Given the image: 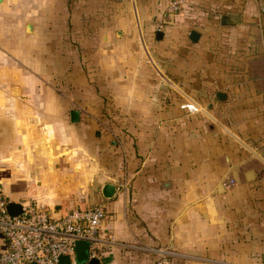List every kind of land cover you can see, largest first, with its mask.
Masks as SVG:
<instances>
[{
	"label": "crops",
	"instance_id": "obj_1",
	"mask_svg": "<svg viewBox=\"0 0 264 264\" xmlns=\"http://www.w3.org/2000/svg\"><path fill=\"white\" fill-rule=\"evenodd\" d=\"M29 1L40 9L45 2ZM48 1L54 16L58 0ZM169 1L64 0L72 24L66 31L68 83L78 79L89 89L96 81L98 88L79 96L45 90L37 75L25 86L29 73L24 72L33 68L24 67L23 27L15 28L16 57L3 60L14 29L0 23V190L10 201L41 203L53 216L101 204L108 215L102 229L114 237L102 264H153L167 257L169 264H182L195 258L198 251L183 248L191 223L200 225L201 205L213 202L220 212L231 210L236 194L249 196L256 168L264 164V152L241 139L247 154L223 148L222 133L234 134L217 120L233 110L264 111L253 105L264 101V0H186L166 22ZM8 2L0 3V20L7 18ZM229 12L240 14V23L222 26L220 16ZM195 27L202 29L196 42L189 39ZM224 65L234 74L222 75ZM78 67H93L96 80L90 73L78 78ZM13 85L19 95L11 93ZM222 90L226 101L216 97ZM75 98L81 106L74 105ZM93 99H99L97 106ZM190 102L204 108L209 120L201 122L203 114ZM72 109L80 112L76 123L70 121ZM113 114L121 120L108 124L105 119ZM206 146L210 154L203 155ZM75 151L82 159L73 157ZM228 177L234 184L224 186ZM107 182L116 185L111 200L101 195ZM6 248L0 233V253Z\"/></svg>",
	"mask_w": 264,
	"mask_h": 264
},
{
	"label": "rangeland",
	"instance_id": "obj_2",
	"mask_svg": "<svg viewBox=\"0 0 264 264\" xmlns=\"http://www.w3.org/2000/svg\"><path fill=\"white\" fill-rule=\"evenodd\" d=\"M17 2H19V7H15L16 1L9 0L7 7L3 9L5 10L4 12L7 18L0 20V23H2L1 27H8L7 30L14 29V32L8 34L7 44L4 46L6 53L4 52L1 55L3 60L10 59V57L14 56L16 57L15 49H17V42L15 41V28L18 25L19 27L22 26L25 38L24 67L26 70L33 68L28 72H24L29 73L28 77L24 78L25 86H30L33 82L34 75H37L39 80L42 81L39 82V86L45 90L54 91L58 96L61 94L65 96L68 94L67 92H72L73 96L75 94L79 96L80 92L83 91L82 93H84V91L89 89L96 91L98 89L96 81L87 84L89 89H84V84L78 79H74V83L73 79L72 83H68L70 77L67 74L70 69L67 65L66 45L69 42L66 31L67 27L72 26V24L70 23V19H66L71 9L69 6H67L68 8L66 7L64 0L57 1V14H54V16H51L50 12V10H53L52 5L54 4L48 0H45L41 9L39 7L40 4H35L29 0H17ZM78 22V26H80L81 20H78ZM12 38L14 39V43L11 42ZM75 42L76 37H74ZM75 54V56H78V53ZM20 63L22 64V61ZM20 63L19 65H21ZM261 63L263 65L260 69L264 72V61ZM237 65H240V59ZM19 69H22V66H19ZM78 70L79 75H76L78 78L80 77L84 80V76L90 73V78L96 80V70L93 67H78ZM225 70L228 71L226 65H224V69L222 68V75L226 74ZM254 71L259 75L263 73L262 71L257 72L256 69ZM228 73L231 74L232 72L228 71ZM218 74L220 75L219 71ZM42 77H45L48 81H43ZM104 86L105 91H108V86L106 84ZM106 96H109L108 92H106ZM74 100L78 102L74 105L81 106L80 98H75ZM98 100L93 99L91 105L97 106ZM125 100L123 99L121 101L124 102ZM104 102H108L111 107L114 105L112 99L105 98ZM127 102L128 100H126ZM236 102H238V107H242L244 104V101L239 99ZM190 103H193L199 109L198 112L203 114L201 116V122L209 120L208 116L204 113V108H201L194 102ZM253 105L256 107H264V101L262 102L260 99L255 100ZM93 116L96 117L95 115ZM103 117L105 118V116ZM120 117L113 114L112 116H107L105 121L108 124L111 121L117 122L121 120ZM217 120L219 123L222 122L225 128L230 127L233 131L234 136L224 133L221 136L222 141L225 142L222 145L223 148H227L233 155L243 152L247 154V150L245 148L243 149L241 144H239L240 139L244 141L243 143L249 145L252 150L260 149V152H264V111H260L259 113L252 112L247 115L233 110V113L218 114ZM247 127H249L250 132L247 131ZM112 133L115 134L117 132ZM203 151V155L210 154L208 146ZM78 153L79 151H75L73 157L82 159V155ZM262 158L264 159V156ZM261 173L264 174V164L256 168L257 178L252 182L253 189L249 191V196L244 192L236 194L238 195V199L233 202L231 210L220 212L218 204L212 206L214 204L213 202H208L207 207H205V204L201 205L202 217L200 219V225L198 226L197 224L192 227L191 223V227L187 229L189 233L185 235V238L189 242H186L185 248H183L185 253L188 251H196L197 253L198 251V254H195V258L181 260L182 264H264V177L260 176ZM229 179L230 177L225 179V181L228 182ZM193 231L195 235H193ZM167 258L165 260L166 263L164 260L163 262L159 260L161 262L160 264H169L172 260L170 257ZM158 262L153 264H158ZM174 264H181L180 260Z\"/></svg>",
	"mask_w": 264,
	"mask_h": 264
},
{
	"label": "built area",
	"instance_id": "obj_3",
	"mask_svg": "<svg viewBox=\"0 0 264 264\" xmlns=\"http://www.w3.org/2000/svg\"><path fill=\"white\" fill-rule=\"evenodd\" d=\"M185 2L170 0L166 12L178 13ZM157 26L160 29L162 23ZM195 110L189 108L190 112ZM222 184L231 186L234 180H224ZM8 201L0 190V233L7 241L6 250L0 253V264H60L61 256H68V264H84L76 261V240L87 241L88 256L102 261L106 249L114 244L113 234L102 229L108 215L101 204L75 206L63 215L53 216L43 204L21 200V214L12 217L5 209Z\"/></svg>",
	"mask_w": 264,
	"mask_h": 264
},
{
	"label": "water",
	"instance_id": "obj_4",
	"mask_svg": "<svg viewBox=\"0 0 264 264\" xmlns=\"http://www.w3.org/2000/svg\"><path fill=\"white\" fill-rule=\"evenodd\" d=\"M2 0H0V3ZM173 14H166L164 18L166 19V22H169L168 18H171ZM168 20V21H167ZM220 24L222 26L226 25H237L240 23V14L237 13H225L220 16ZM202 31L201 28L195 27L191 32L189 33V39L196 42L200 36V32ZM159 36L161 33H158ZM11 93L13 95H19L20 94V88L16 85L11 86ZM216 97L219 101H226L228 99V94L225 90L219 91L216 94ZM70 121L72 123H76L80 119V112L78 109H72L70 110ZM101 195L104 199L111 200L116 195V185L110 182L104 183L101 187ZM6 212L9 216H18L21 214L22 207L21 204L17 201H8L5 206ZM88 246L89 243L84 240H76L74 242V250L76 255V261L79 263L84 264H102L100 259L89 257L88 256ZM69 258L68 256H61L60 257V264H68ZM30 264H35V262H31Z\"/></svg>",
	"mask_w": 264,
	"mask_h": 264
}]
</instances>
